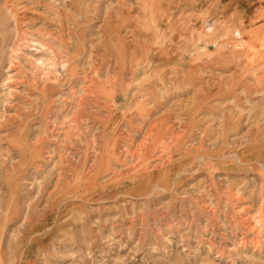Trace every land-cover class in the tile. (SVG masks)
Instances as JSON below:
<instances>
[{"label": "rangeland", "instance_id": "obj_1", "mask_svg": "<svg viewBox=\"0 0 264 264\" xmlns=\"http://www.w3.org/2000/svg\"><path fill=\"white\" fill-rule=\"evenodd\" d=\"M2 2L25 14L27 42L0 108V264H264V82L229 76L234 64L210 67L215 45L190 38L192 13L200 34L214 23L207 12L222 10L231 31L255 32L250 55L231 59L264 63V0H170L155 19L141 0ZM113 31L129 46L127 100L96 93L75 105L84 83L103 77L101 56L118 67ZM45 39L67 43L76 68L66 103L46 114L22 91L42 73L30 54H43L27 46ZM163 71L167 86L156 82ZM248 214L261 218L255 230Z\"/></svg>", "mask_w": 264, "mask_h": 264}, {"label": "bare ground", "instance_id": "obj_2", "mask_svg": "<svg viewBox=\"0 0 264 264\" xmlns=\"http://www.w3.org/2000/svg\"><path fill=\"white\" fill-rule=\"evenodd\" d=\"M3 1L5 2V0H3ZM141 1L146 5L145 7H148V10H149L148 13H149L150 17L152 16L153 19H155L156 15H157V8H158L157 5L159 3H161V2H168V3L170 2V0H141ZM188 1L189 2L192 1V6L194 8H195V4L198 2V0H188ZM4 2H2V3L4 4ZM6 4L7 5L0 4V108H2L3 106H5L7 104V101H6L5 97H11L12 96L11 93L8 92V90L10 89V86H11V85H9V83L11 81H15L16 79H15V77H14V79H12L14 73H11V72L13 70V67L16 66L15 64L18 63L17 58H16V54H18L21 51L22 44L24 46V44H26V42H27L25 40V37H23V36H25V30L22 28L24 23L27 22L22 17V16H25V14L22 15V11H19V8L12 7V4H10V3L8 4V2ZM194 13H192L191 20H190L192 22L190 38L193 39V47L194 48L197 47V45H199V43L208 42V45L214 44L215 45L214 47L216 48V51L217 52L219 51L218 52L219 54L214 55V53L211 52V49L208 48V46H207V48H206L207 49V53L206 54H208V56H209L208 57V64H209L210 67H212L213 65L216 66V65L220 64L221 66L219 68H217V69H222L226 65H231L232 66V64H234V67H233L234 70H233V72L230 73L229 76H232L234 73H238V77L240 76L239 78H241L242 80L245 79V77L247 76V78L251 77V81L254 82V83L256 82L258 84V81H260V80H261V82H262V80L264 82V63L263 62L260 63L259 60H257V58H256V60L253 59L251 61V63L244 64V63L239 62L237 60L233 61V59H231V57H235V56L236 57H238V56L240 57V55H242V54L244 56H249L250 55V52H248V50L253 46L254 41H256L255 40V36H254L255 32H253L252 34H249L250 31H248V33H247L241 27V25L235 27L233 29L234 31H231L232 29L230 28V24L228 22L225 23V21H220L221 20L222 10L220 11V10H216L215 9V10H209V12H207L208 18L209 19L211 17L213 18L214 28L209 30L210 25L207 24V25H205V28L204 27L201 28L203 30V32L201 30V32L199 34L200 28H199V25L197 24L198 23L197 19L195 18L197 15H196V12H194ZM124 19H125V17H124ZM20 24H22V26ZM120 28H121V26H120ZM111 30H112V28H111ZM115 31H117V30L115 29ZM40 32H42V31H40ZM30 34L32 35V33H30ZM44 37H45V35H44ZM47 37H48L49 40H54L58 36L48 35ZM232 38H235V40H237V41L236 42L235 41H231ZM48 39H45L46 41L42 40L41 42H39L37 40H30V43H32V44H29V46H27V48L30 47V48H32L31 50H36L39 53L43 54V55H39V56H34V55L30 54L33 57V59H34V64L36 65V67L38 69H40L39 71L42 70V73L36 74L34 72L36 70H33V71H31L29 76L26 78V80H22V84H23L22 91L25 93V95L26 96H30L32 92L35 93L34 101L31 100L29 102V106H32V107H44L45 114L49 110V108H50L49 106H53V103H54L55 99L58 100L60 106H63L66 103V101L64 100L65 96L63 94V91H64L63 89L64 88H62V86L64 85V83L69 78H71V77L76 75L75 74L76 73L75 66H71V65L67 64L68 57L66 55H67L68 51L64 50V48H67L68 44L65 43L64 46H62L61 44L59 46V44H58V47L54 48V47H52L50 45V43H48ZM114 39L118 40V33L117 32L115 33L113 31V39H111L112 40L111 41V49H112L113 53L115 54V56H117V58L119 56L118 62L116 61V63H118V67L117 68L114 67L113 62L110 63V65H108V61L105 60V57L101 56L102 57V58L100 57L101 60L104 61V62H101V69H102V72L104 73L103 77L101 79H97L98 81H95V78H93L91 76L94 79V81L90 80V82L88 81V82L84 83V87H82L80 89L81 95L76 100L77 103L75 105L86 104L87 97H89V95L92 97V94L94 95L96 93H98L102 98H105L107 100H113V102H115L117 100V94H119V96H121L123 100H127L128 93H129V90H130V88H129L130 85L129 84L132 82L130 80L128 82L129 84H126V82L124 81V78H125L124 76L127 74V72H124L125 71L124 70L125 69V65H126L125 64L126 63L125 52L129 49V46H128V42L127 41L125 42V44H118V43H120V40H118V41L116 40L117 42L113 43ZM121 41H124V40H121ZM63 44H64V40H63ZM108 45L110 46V44H108ZM117 45H121L120 48ZM223 47L224 48L228 47V48L231 49L230 51H228L230 60L226 56H222L223 54H220L222 52L220 49H222ZM244 48H246L247 52H246V50ZM117 50H119V52ZM243 50H245V51H243ZM233 51H234V53H233ZM63 52L65 53L64 55L62 54ZM236 52H238V53H236ZM111 55H110V57H111ZM149 55L153 56L152 53L149 54ZM243 62H245V61L243 60ZM57 63L59 64L58 68H59L60 71L59 70L58 71L55 70V72H54V74H56V78L54 80H56V81L52 85L51 84H47L46 82L49 79L47 77V75H48L47 73L50 71V69L53 68V66H51V64L55 65ZM224 63H226V64H224ZM46 69H48V70H46ZM199 69H201V68H199ZM17 70H19V69H17ZM130 72L133 75V77L132 76H130V77L132 79H134V75L136 76L141 71L138 72L137 67H135L134 71H132V69H131ZM165 72L166 71H163L162 73H160L158 75V77L156 78V80H157L156 82L167 86V84H169L170 81L167 80V77L165 76L166 75ZM197 75H199V74H197ZM235 76L236 75H234V77ZM200 78L198 77L199 80H200ZM17 79H19V78L17 77ZM210 79H212V78H210ZM235 81L237 82V78H236ZM235 81H232V82L234 83ZM138 85L139 84H137V87H138ZM205 85H206V82H200V83H198L197 86H199V87H203L204 86L205 87ZM172 86H174V85H172ZM143 87L144 86H142V88ZM220 87H221V85H220ZM220 87H218V88H220ZM145 88L147 89V87H145ZM152 89L153 88L150 87V85H149L148 89H147V92H149ZM243 91H245V89H243ZM144 98H146V97H144ZM27 101H28V99H27ZM0 117H2V116H0ZM70 122H71V120H70ZM75 126H76V124H75ZM71 131H73V130H71ZM22 138L24 139L25 136L22 135ZM40 140H41V138H40ZM44 151H45V149H44ZM111 154L114 155L115 153H111ZM112 157H114V156H112ZM112 157H111V159H112ZM114 160H118V158L114 157ZM105 161H107L106 158H105ZM86 181H88L87 178H86ZM248 215H249V217H248ZM248 215H247V217H246L247 219L245 221V224H246L245 228L246 229L248 228V229H251V230H255L257 228V225L259 223L261 224V222H262L261 218L256 220L255 217L252 216L253 214H248ZM255 215H257V214H255ZM243 226H244V224H243ZM255 236H257V235H255ZM252 262L254 263L253 259H252ZM249 264H251V263H249Z\"/></svg>", "mask_w": 264, "mask_h": 264}, {"label": "crops", "instance_id": "obj_3", "mask_svg": "<svg viewBox=\"0 0 264 264\" xmlns=\"http://www.w3.org/2000/svg\"><path fill=\"white\" fill-rule=\"evenodd\" d=\"M213 28H214V25H212V27L210 26V27H209V30H210V29H213Z\"/></svg>", "mask_w": 264, "mask_h": 264}]
</instances>
